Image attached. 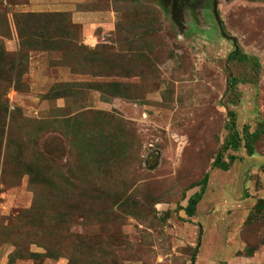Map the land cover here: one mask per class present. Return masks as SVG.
<instances>
[{
  "label": "rangeland",
  "instance_id": "1",
  "mask_svg": "<svg viewBox=\"0 0 264 264\" xmlns=\"http://www.w3.org/2000/svg\"><path fill=\"white\" fill-rule=\"evenodd\" d=\"M169 1L0 0V264H264V0Z\"/></svg>",
  "mask_w": 264,
  "mask_h": 264
},
{
  "label": "trees",
  "instance_id": "2",
  "mask_svg": "<svg viewBox=\"0 0 264 264\" xmlns=\"http://www.w3.org/2000/svg\"><path fill=\"white\" fill-rule=\"evenodd\" d=\"M28 18L31 19L32 21L38 20L37 16H30ZM17 29H18L19 34H21V29H20V26L18 24H17ZM221 33H222V30H221ZM222 35H223V33H222ZM231 58L238 59L240 61H251V62H254L257 67L260 66V62L258 61V59L256 57H251L247 54L242 53L241 50H239V48H236V50L233 53H231ZM230 115L232 116V122H231V125L229 127L230 135L228 136L226 143L224 144L222 150L219 152L215 161L213 162L214 168H219V169L224 170V171L229 170L231 165L238 158V156H236L235 154H229L228 160H225L224 154L230 149L239 150L242 147V142L244 140V146L247 149V153L249 155H253L255 152V143L259 139V134H260V132L257 130L254 132H251L250 127L248 125H245L243 128V136H241L240 133L235 129V125H236L235 120H234L235 113L230 112ZM208 180H209V176H208V174H206L199 183L200 187H201L200 191L195 193L194 195H192L190 197L188 204L185 208L186 214L189 217H192L196 214L197 206H198L199 202L201 201V199L205 193V190H206L207 184H208ZM41 201H42V198L40 199L39 203H41ZM30 256L32 258L37 259L38 257H40V253L32 252L30 254Z\"/></svg>",
  "mask_w": 264,
  "mask_h": 264
},
{
  "label": "crops",
  "instance_id": "3",
  "mask_svg": "<svg viewBox=\"0 0 264 264\" xmlns=\"http://www.w3.org/2000/svg\"><path fill=\"white\" fill-rule=\"evenodd\" d=\"M107 16L104 20L102 21H98L96 20V14L95 13H86L85 15H82L81 16V22L86 29H88L89 31L90 30H97L98 28H102L104 29L103 32H107V31H110L112 30L114 27L113 23L114 20H113V16L110 14H107L105 13ZM103 36H108V33H102ZM87 36L89 37L88 40H86L87 42L88 41H96V36L93 35V33H89V35L87 34ZM91 39V40H90Z\"/></svg>",
  "mask_w": 264,
  "mask_h": 264
},
{
  "label": "flooded vegetation",
  "instance_id": "4",
  "mask_svg": "<svg viewBox=\"0 0 264 264\" xmlns=\"http://www.w3.org/2000/svg\"><path fill=\"white\" fill-rule=\"evenodd\" d=\"M214 1L215 0L212 1V7H213ZM169 2H171L173 11L182 12V13L195 10L196 8L198 9L197 6L198 4L201 3L199 2V0H170ZM213 12H214V7H213ZM214 16L216 18L215 14Z\"/></svg>",
  "mask_w": 264,
  "mask_h": 264
},
{
  "label": "water",
  "instance_id": "5",
  "mask_svg": "<svg viewBox=\"0 0 264 264\" xmlns=\"http://www.w3.org/2000/svg\"><path fill=\"white\" fill-rule=\"evenodd\" d=\"M213 7H214V14L216 15L218 24L220 25V29L222 30L223 35L225 37H228L227 34L224 31L223 24H222V20L220 19V15H219V12H218V0H215L214 1ZM233 40H234V43H235L236 48H238L237 43H236V39L234 37H233Z\"/></svg>",
  "mask_w": 264,
  "mask_h": 264
}]
</instances>
